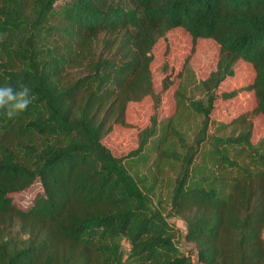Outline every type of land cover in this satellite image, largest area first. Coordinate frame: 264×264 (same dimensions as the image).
I'll list each match as a JSON object with an SVG mask.
<instances>
[{
	"label": "trees",
	"instance_id": "obj_1",
	"mask_svg": "<svg viewBox=\"0 0 264 264\" xmlns=\"http://www.w3.org/2000/svg\"><path fill=\"white\" fill-rule=\"evenodd\" d=\"M174 28L218 45L196 95L172 90L193 122L182 129L181 114L169 140L152 116L115 156L102 139L130 126L126 106L172 83L156 92L149 66ZM239 60L253 71L239 88L253 94L248 113L264 120V0H0V85L35 97L0 114V264H194L174 218L198 262L264 264V135L251 141L246 112L209 118L236 95L216 89Z\"/></svg>",
	"mask_w": 264,
	"mask_h": 264
},
{
	"label": "rangeland",
	"instance_id": "obj_2",
	"mask_svg": "<svg viewBox=\"0 0 264 264\" xmlns=\"http://www.w3.org/2000/svg\"><path fill=\"white\" fill-rule=\"evenodd\" d=\"M56 4L59 5L60 3ZM217 55L218 45L211 39L196 38L192 40L182 28H174L167 31L162 38L155 42L151 50L152 60L149 70L155 91L159 93L163 78H167L172 82L168 91L166 94L161 93L158 96V102L154 98L146 96L137 102L128 104L125 111V120L130 126H114L111 132L102 139V143L110 149L113 155L118 157L125 155L127 151L135 147L138 130L146 126L152 116H155L157 125L162 123L168 125L167 137L169 140L172 139L173 132L170 130L171 127L169 125L176 123V119L181 114H183L181 117L182 129L189 125L188 122H193L192 116H189L186 110H182L178 106V96L172 90L175 88L176 83L179 82L180 91L185 98L196 95L197 92L194 90V85L197 84L198 80L204 79L209 71L214 68ZM234 68V76L222 81L216 91L220 93L238 89L236 95L225 100L216 98L209 114L210 120L228 121L239 114L250 113L254 108L255 102L252 92L239 89L250 81L253 71L249 64L241 60L236 62ZM249 113L246 119L251 122V141L255 142L264 135V120L260 114ZM196 121L194 118V123ZM211 128L209 126V131ZM134 169H143V167H137L136 165ZM166 169H168V166L163 170H159L158 176L164 177ZM160 187H163L161 189V197L163 198L166 192L163 184ZM31 194V191L21 193L15 199L20 206H25L32 197ZM170 221L175 225L174 234L176 235V244L179 250L189 254L194 264H202L196 260L194 253L191 252V245L183 242L179 233V231L183 230L181 222L175 218L170 219ZM19 236L21 235L19 234ZM122 244L123 248L127 247L125 242Z\"/></svg>",
	"mask_w": 264,
	"mask_h": 264
},
{
	"label": "clouds",
	"instance_id": "obj_3",
	"mask_svg": "<svg viewBox=\"0 0 264 264\" xmlns=\"http://www.w3.org/2000/svg\"><path fill=\"white\" fill-rule=\"evenodd\" d=\"M34 93L27 84L18 88L11 84L0 85V114L7 119L24 113L33 103Z\"/></svg>",
	"mask_w": 264,
	"mask_h": 264
}]
</instances>
